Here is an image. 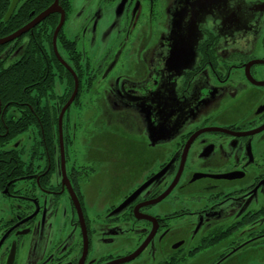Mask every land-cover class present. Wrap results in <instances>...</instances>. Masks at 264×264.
I'll use <instances>...</instances> for the list:
<instances>
[{
	"label": "flooded vegetation",
	"instance_id": "1",
	"mask_svg": "<svg viewBox=\"0 0 264 264\" xmlns=\"http://www.w3.org/2000/svg\"><path fill=\"white\" fill-rule=\"evenodd\" d=\"M72 1L4 46L0 264L264 261V0Z\"/></svg>",
	"mask_w": 264,
	"mask_h": 264
},
{
	"label": "trees",
	"instance_id": "2",
	"mask_svg": "<svg viewBox=\"0 0 264 264\" xmlns=\"http://www.w3.org/2000/svg\"><path fill=\"white\" fill-rule=\"evenodd\" d=\"M10 1L0 0V38L9 36L11 33L22 28L23 24L27 23L31 18L29 13L32 11L33 13H41L42 10L52 4L53 0H20L10 18L4 20L5 13L10 6ZM51 15L53 13L48 15V17H52ZM5 44L6 42L0 44V101H2V104H6L8 100L21 96L20 91L16 88L19 89V86L23 82L22 76L26 70L25 64L22 61L12 63L9 66L6 65V61L2 56ZM1 128L3 129L2 126ZM2 138L3 136H0V141Z\"/></svg>",
	"mask_w": 264,
	"mask_h": 264
},
{
	"label": "water",
	"instance_id": "3",
	"mask_svg": "<svg viewBox=\"0 0 264 264\" xmlns=\"http://www.w3.org/2000/svg\"><path fill=\"white\" fill-rule=\"evenodd\" d=\"M19 2V0H11L10 1V6L9 8L7 9L6 13H5V16H4V20H8L12 14V12L15 10L16 6L18 5L17 3ZM59 9V6H58V2L57 0H53L52 4L47 7L46 9L42 10L41 13H39V15L37 17H35L32 22H30L29 24H27L26 26L22 27V29H19L13 33H11V35L9 36H5V37H1L0 38V44L1 43H5V42H8V41H11V39H14L16 37H18L20 34H22V32L28 30L29 28H31L33 26V24L43 20V18H45L46 16L50 15L53 13V11H57ZM61 21H62V17H61V20L60 22L58 23V26L56 27L55 31H54V39L56 37V33L58 31V29L60 28L61 26ZM77 88V87H76ZM76 88H75V91H76ZM74 91V92H75ZM0 109H1V101H0ZM1 113V112H0ZM134 254H131V255H128L127 258H124V259H120L118 260L117 262H126L128 261L129 259H132L134 258L133 256ZM115 262V263H117Z\"/></svg>",
	"mask_w": 264,
	"mask_h": 264
},
{
	"label": "rangeland",
	"instance_id": "4",
	"mask_svg": "<svg viewBox=\"0 0 264 264\" xmlns=\"http://www.w3.org/2000/svg\"><path fill=\"white\" fill-rule=\"evenodd\" d=\"M73 7L77 8L78 7V3H79V0H73ZM3 202V198H2V194L0 192V212H1V203ZM250 264H264V261L263 260H257V261H253L251 262Z\"/></svg>",
	"mask_w": 264,
	"mask_h": 264
}]
</instances>
